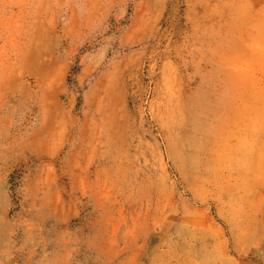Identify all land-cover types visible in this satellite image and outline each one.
Masks as SVG:
<instances>
[{
	"label": "rangeland",
	"instance_id": "rangeland-1",
	"mask_svg": "<svg viewBox=\"0 0 264 264\" xmlns=\"http://www.w3.org/2000/svg\"><path fill=\"white\" fill-rule=\"evenodd\" d=\"M0 264H264V0H0Z\"/></svg>",
	"mask_w": 264,
	"mask_h": 264
}]
</instances>
